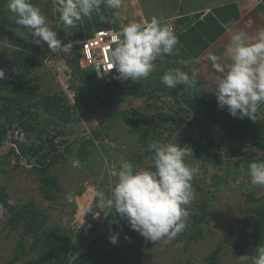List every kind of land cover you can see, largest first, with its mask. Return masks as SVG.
I'll return each mask as SVG.
<instances>
[{"label": "rangeland", "instance_id": "rangeland-1", "mask_svg": "<svg viewBox=\"0 0 264 264\" xmlns=\"http://www.w3.org/2000/svg\"><path fill=\"white\" fill-rule=\"evenodd\" d=\"M7 3L8 0H0V66L7 62L14 48L5 29L1 28L8 25L4 20L16 18L7 8ZM36 6L43 13L42 8ZM23 38L27 41L29 36L23 34ZM31 48L40 52L37 55L42 65L35 70V75L40 78L43 92L62 90L53 69L44 61L47 57V44L31 45ZM28 52L32 53L29 49ZM86 68L92 76L99 77L95 66L88 65ZM170 90L171 88L166 87V91ZM2 92L0 89V93ZM171 96H163V101L173 102ZM175 105L179 106V103ZM143 111L145 110L141 112ZM124 115L123 112L114 114L92 128L94 135L89 131L87 136H80L83 139L92 137L94 141L93 145L85 143L86 161L83 158L69 157L67 164L59 163L54 166L52 172L59 174L63 184V191L56 201L44 198L39 174L32 169L33 163L29 164L22 157L13 155L8 163L3 164L8 170L4 174L0 173V182L6 184L14 202L34 200L48 214V226L60 223L73 232V242L81 245V251L93 248L98 250L97 260L101 264H213L209 256L231 230L236 232L229 241L224 242L219 253V264H251V260L240 259L241 256H251L257 247L247 198L248 194H253L264 202V186L251 184L248 172L250 164L245 160L232 164L227 161L217 162L209 159L206 154L198 155L186 137L180 136L176 131L162 133L156 129L154 134L151 132L153 137L147 138L149 143L144 144L140 133L132 130L129 119ZM200 122L205 129L219 134L213 125L205 120ZM194 132L198 137L202 135L196 129ZM11 134L14 140L24 139L23 134L16 130L9 135ZM192 140L196 141L194 135ZM154 141L189 148L192 152H189L185 162L199 169L192 181L196 198L189 206L187 227L170 243L146 241L130 227L126 219L116 215L115 210L106 211L97 207L94 195L95 191L111 194L116 183V177L111 173L118 170L124 160H129L142 169L150 168L152 161L147 149H151L150 145ZM74 146L77 149L78 145ZM91 183H94L93 189L88 190L86 185ZM80 186L84 187V191L78 194L76 190ZM203 202L207 203L205 209L202 207ZM89 209L93 212H89ZM201 213H205L204 219L198 222L192 236L188 238L185 235L190 229L193 216ZM8 217L7 213L0 219V264H30L38 255L30 249L29 243L26 253L20 259H13L21 229H13L7 223ZM112 233H119L116 244L110 242ZM178 242H182L181 247L176 246Z\"/></svg>", "mask_w": 264, "mask_h": 264}, {"label": "trees", "instance_id": "trees-1", "mask_svg": "<svg viewBox=\"0 0 264 264\" xmlns=\"http://www.w3.org/2000/svg\"><path fill=\"white\" fill-rule=\"evenodd\" d=\"M8 24L1 28L5 29L14 48L7 62L0 66V69L5 71V77L0 80V89L3 91L0 93V149L9 140V134L15 130L23 134L24 139L14 140L19 146V151L13 147L0 156V173L7 172L8 169L3 164L8 163L11 156L22 157L29 164L33 163L32 169L39 174L40 189L44 198L56 201L63 191V184L59 174L52 172L54 166L68 162L69 157L83 158L86 161L85 143L92 144L93 141L92 137L81 138L84 135L87 136L85 132L63 152L57 151L51 154L67 141L61 136L71 135L77 131L82 126L81 119L90 118L88 109L97 112L107 107L120 105L126 102L127 97L120 95L119 98L114 99L111 96L114 90L105 95V99L99 97L98 101H94L93 97L89 96L86 91L88 87L84 84L87 71L80 65L81 50L79 48L74 49L70 59L67 58L73 66L74 77L82 79L80 80L82 84L79 83V85L73 81V87L77 88L76 103L69 102L61 85L62 90L43 92L40 78L35 75V70L42 65L40 57L26 50L22 37L14 28L15 23ZM169 94L172 95L173 102L161 100L163 96ZM139 96L146 97V100L141 102L140 109L123 111V114L129 119L132 130L140 133L144 144L149 143L147 138L153 137L151 132L154 134L156 129L162 133L168 132L163 128L173 132L182 129L180 136L186 137L198 155L206 154L209 159L217 162L227 161L229 164L241 160L249 164L264 160V157L252 158L254 151L249 153L251 157L245 159H224L223 154L217 153L214 149L217 139L220 140V148L227 151V156H234L237 148L249 145L264 149V119L258 115H256V122L248 117H233L227 108L223 110L219 108L217 100L199 98L192 88L183 84L171 88L170 91L157 86ZM175 101L179 103V106L175 105L177 104ZM142 110L145 111L141 112ZM151 112L155 114L148 120L146 117ZM190 117L199 122L201 121L199 118L205 120L213 125L219 134L207 128V133L202 132L201 137H198L190 128L193 126ZM202 127L205 129L203 125ZM92 134L94 135L93 131ZM193 135L196 141L192 140ZM74 145H78L77 149ZM147 154L151 156L152 150L147 149ZM83 191V186L76 190L78 194ZM10 198L12 199L11 193L6 184L0 182V203L8 209L7 223L13 229H21L16 247L17 252L13 259H20L26 253L29 243L30 249L38 255L30 264H101L97 260L98 250L93 248L81 251V245L74 244L73 232L64 228L60 223L48 226V214L34 200L14 202L13 205H8L7 201ZM258 200L253 194H248L247 201L250 204L249 209L254 226L253 238L256 246L264 245V202ZM206 205L207 203L203 202V209ZM204 215L205 213H201L193 216L190 229L185 236L188 238L192 236L193 229L200 220L204 219ZM235 232V230L227 232L224 241L220 242L209 256L213 264H219V253L224 242L229 241Z\"/></svg>", "mask_w": 264, "mask_h": 264}, {"label": "clouds", "instance_id": "clouds-1", "mask_svg": "<svg viewBox=\"0 0 264 264\" xmlns=\"http://www.w3.org/2000/svg\"><path fill=\"white\" fill-rule=\"evenodd\" d=\"M122 2L123 0H53L55 11L60 14L59 20L66 27H75L84 17L91 18L94 12L99 11L101 4L108 9L119 10ZM7 8L16 16L18 26L30 30L38 45L46 43L52 53L71 46L58 38L54 26L32 0H8ZM115 15L119 17L120 12L116 11ZM111 40L115 47L108 53L110 67L116 69L118 78L133 81L148 78L156 68L157 58L165 54L172 55L174 51H178L179 44V37L173 26L156 16L149 21L129 22ZM228 53L231 63L227 68L218 62V57H211L218 73L213 81L218 106L222 110L227 108L233 117H248L256 122L258 106L264 104V28L259 29L255 35H249L245 31L235 32L231 36ZM57 57L58 55H52L46 58L55 60ZM187 63L189 62L185 61ZM4 77L5 71L0 69V80ZM161 82L168 88L183 84L201 91L190 74L179 68L165 72ZM203 88L206 89L204 86ZM86 121L81 119V123ZM150 147V168L142 169L133 162L124 160L119 169L111 173L116 177L111 194L95 191L94 195L97 207L106 211L115 210L116 215L126 219L130 227L146 241L170 243L187 227L189 206L196 198L192 181L199 169L185 162L189 152H192L187 147L160 141H154ZM248 172L252 185L264 186V160L252 162ZM7 203L13 205L14 201L10 198ZM7 212L5 205L0 203V219ZM109 239L113 244L118 243L119 233H112ZM176 246L181 247L182 242H178ZM240 259L251 260V264H264V245L257 246L251 256H241Z\"/></svg>", "mask_w": 264, "mask_h": 264}, {"label": "crops", "instance_id": "crops-1", "mask_svg": "<svg viewBox=\"0 0 264 264\" xmlns=\"http://www.w3.org/2000/svg\"><path fill=\"white\" fill-rule=\"evenodd\" d=\"M32 3L42 8L43 14L57 31L58 38L71 45L58 49L56 53H52L48 48L45 54L50 57L58 55L70 59L74 49L81 50L80 44L93 37L96 31L113 29L120 32L122 27L131 21H149L153 16L163 18L175 29L179 37L178 51H174L172 55L158 57L155 70L142 81L118 78L119 74L115 68L105 71L104 77L96 78L88 68L81 66L87 71L84 82L88 87L86 91L94 101H98L99 97L105 99V95L110 94L112 90L114 91L111 96L114 99L125 95L129 101L157 86L166 88L161 82V77L168 70L177 68L189 73L198 87H201L200 92L192 88L199 98L217 100L213 92V81L218 73L211 57H218V62L227 68L231 63L228 53L231 36L237 31L255 35L259 29L264 28V0H123L119 10L108 9L101 4L98 12H94L91 18L84 17L75 27H66L59 20L60 14L55 11L53 0H32ZM116 11L120 12L119 17L115 15ZM4 21L15 23L14 28L22 37L27 50H31L35 55L40 53L31 48V45L38 44L30 30L18 26L14 17ZM23 34L29 36L27 41L24 40ZM185 61L189 63L185 64ZM80 80L74 77L77 85L82 84ZM75 93L77 98L76 87ZM161 100L163 101L164 97ZM87 112L92 115L91 109ZM256 115L264 119V104L258 106ZM93 184H87L88 190L93 189Z\"/></svg>", "mask_w": 264, "mask_h": 264}, {"label": "built area", "instance_id": "built-area-1", "mask_svg": "<svg viewBox=\"0 0 264 264\" xmlns=\"http://www.w3.org/2000/svg\"><path fill=\"white\" fill-rule=\"evenodd\" d=\"M119 33L113 29H101L96 31L93 37L85 39L81 44L80 65L86 67L93 65L98 71L99 77H103L105 71H109L111 61L108 55L114 43L111 37ZM86 46V47H85ZM72 57V54L70 55ZM45 63L49 65L53 71L57 82L62 86V89L70 103H76V93L73 87V66L64 57H57L55 60L45 58ZM154 114H149L147 119L153 118ZM148 119V120H149Z\"/></svg>", "mask_w": 264, "mask_h": 264}, {"label": "water", "instance_id": "water-1", "mask_svg": "<svg viewBox=\"0 0 264 264\" xmlns=\"http://www.w3.org/2000/svg\"><path fill=\"white\" fill-rule=\"evenodd\" d=\"M145 100H146V97H137L130 101H126L120 105L107 107V108H104V109H101L95 112L86 122H83L82 126L77 131H75L73 134L62 136V138L66 139L67 141L64 142L58 150H54L51 154H54L57 151L63 152L67 147L75 143L82 134H84L85 132L92 131V128H95L97 125L102 123L105 119L109 118L110 116L123 112V111H134L135 109H140V107L142 106L141 102H144ZM189 119H192V118L190 117ZM192 124L193 126L190 127L191 129L197 128V129H200L203 133H207V130L201 126L198 120L196 119L192 120ZM164 130L171 132L170 129L164 128ZM181 131L182 129H180L179 131H176V133L178 134ZM13 147H15L17 151H19V146L14 141L13 136L11 134L9 137V140L6 142L4 147L0 149V156L6 154ZM251 148H253V150L256 153V155L253 156L252 158L260 159L261 157H264V149L254 146V145H249L247 148L243 149L241 152H246L250 150ZM214 149L217 153H222L224 156V159L230 158L227 156V151L220 148L219 141H216V145Z\"/></svg>", "mask_w": 264, "mask_h": 264}, {"label": "flooded vegetation", "instance_id": "flooded-vegetation-1", "mask_svg": "<svg viewBox=\"0 0 264 264\" xmlns=\"http://www.w3.org/2000/svg\"><path fill=\"white\" fill-rule=\"evenodd\" d=\"M152 114H154V113L152 112ZM199 119L202 120L201 118H199ZM192 120H193V119H192ZM199 123H200V122H199ZM196 130H198V131L200 132V134H201V132H202L201 130H199V129H197V128H196ZM61 137H62V136H61ZM199 137H201V136H199ZM212 137H213V135H212ZM60 141H61V140H60ZM217 141H220V140L217 139ZM219 144H220V142H219ZM247 147H248V146H247ZM247 147H240V148H237V150H236V152H237L236 155H234V156H228V157H230V158H232V159H241V158H242V159H243V158L245 159V158H247V157H251L249 153H250L251 151H254L253 148H251L250 150H248V151H246V152H241L243 149H245V148H247ZM254 152H255V151H254ZM255 155H256V153H255L254 155H252V156H255ZM230 158H229V159H230Z\"/></svg>", "mask_w": 264, "mask_h": 264}]
</instances>
